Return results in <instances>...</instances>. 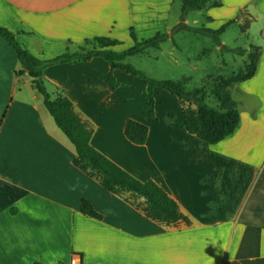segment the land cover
<instances>
[{"label": "crops", "instance_id": "0c3cea01", "mask_svg": "<svg viewBox=\"0 0 264 264\" xmlns=\"http://www.w3.org/2000/svg\"><path fill=\"white\" fill-rule=\"evenodd\" d=\"M225 3L231 7L226 22L241 12L251 17L242 33L251 36L249 45L260 47V57L254 76L231 88L241 119L218 143L186 130L178 97L166 89H154L155 114L145 116L146 83L115 69L119 85L111 90L103 57L44 70L48 91L67 95L92 124V144L141 180H155L190 225L150 219L76 167L75 146L15 49L0 36V264H68L73 254L82 264H231L248 226L260 228L264 257V0H221ZM177 5V0H0V26L48 59L95 36L121 39L126 45L116 48H128L131 27L139 40L168 32L180 20L179 13L171 16ZM128 118L149 127L144 144L126 137ZM82 199L102 218L84 214Z\"/></svg>", "mask_w": 264, "mask_h": 264}, {"label": "trees", "instance_id": "16d2710c", "mask_svg": "<svg viewBox=\"0 0 264 264\" xmlns=\"http://www.w3.org/2000/svg\"><path fill=\"white\" fill-rule=\"evenodd\" d=\"M209 1L181 0L180 21L168 32L158 31L149 38L139 40L134 28L131 27L130 37L133 40V45L128 48L119 50L116 47L122 44L120 40L107 36H95L86 39L85 43L75 51L68 50L48 59L32 54L17 40L14 32L0 26V36L15 49L22 68L28 72L32 79L33 87L43 96L44 103L57 125L75 146L77 154L73 159V164L97 180L107 191L120 196L127 203L141 210L147 217L165 226L176 225L179 222L190 225L191 220L181 211L179 204L155 180H141L92 144V124L80 116L67 95L59 93L53 96L48 91L44 70L57 63L88 61L93 57H103L110 66L106 83L111 90H115L119 85L114 75L115 69L138 76L146 83L148 100L144 110L145 116L152 117L155 114L154 89L156 87L166 89L178 97L186 130L209 144L218 143L231 135L240 123L238 102L233 99L231 88L234 84L254 76L260 57V47L254 44H251L249 48L230 47L221 41V34L236 21L235 19L223 23L218 28L190 26L186 22L188 12L205 8ZM220 5V2L214 4V6ZM208 19L212 18L208 16ZM250 22L241 27L242 32L246 31ZM181 29L210 36L221 51L237 55L247 54L248 56V62L244 69L228 77L224 75L216 77L213 84L216 106L207 102L204 86L192 90L186 89L185 83L188 81V77L180 79L153 78L127 61L130 56L144 53L148 48H161L162 43L171 39ZM87 45H91V47L87 48ZM148 132L149 127L146 124L133 118L127 119L124 133L133 143L144 144ZM80 207L84 214L97 219L102 218V215L95 210L89 200L82 199ZM259 245L260 228L248 226L237 255L231 264H264V257L259 252Z\"/></svg>", "mask_w": 264, "mask_h": 264}, {"label": "rangeland", "instance_id": "374dc122", "mask_svg": "<svg viewBox=\"0 0 264 264\" xmlns=\"http://www.w3.org/2000/svg\"><path fill=\"white\" fill-rule=\"evenodd\" d=\"M217 2L221 3V0H210L205 8L189 11L186 16L188 24L196 27L218 28L225 23L229 17L230 4L214 6ZM177 4L178 7L176 6L171 13L173 17L178 13L181 15V1L177 0ZM208 16L214 18V24H212L213 19H208ZM236 17L237 24L227 27L220 38L230 47L249 48L252 38L244 36L241 27L246 26L251 21V17L242 12ZM120 41L125 44L123 40L120 39ZM90 47L91 45H87V48ZM127 61L153 78L190 77L185 83L186 89L192 90L204 86L207 102L216 106L217 101L213 93L216 77L219 75L228 77L244 69L248 57L242 58V55L221 51L210 36L181 29L171 39L162 43L161 48H149L146 53L131 56ZM232 94L236 97L235 91Z\"/></svg>", "mask_w": 264, "mask_h": 264}, {"label": "built area", "instance_id": "2783aa9c", "mask_svg": "<svg viewBox=\"0 0 264 264\" xmlns=\"http://www.w3.org/2000/svg\"><path fill=\"white\" fill-rule=\"evenodd\" d=\"M68 264H82L79 255L73 254L71 259L69 260Z\"/></svg>", "mask_w": 264, "mask_h": 264}]
</instances>
